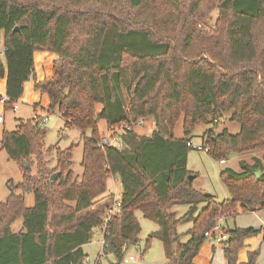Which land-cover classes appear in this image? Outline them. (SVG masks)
<instances>
[{"label": "trees", "instance_id": "obj_1", "mask_svg": "<svg viewBox=\"0 0 264 264\" xmlns=\"http://www.w3.org/2000/svg\"><path fill=\"white\" fill-rule=\"evenodd\" d=\"M214 8L217 24L207 34L198 23ZM37 51L56 55L52 75L42 80L35 76ZM5 77V111L34 78L49 106L34 104L33 115L58 112L66 127L81 130L83 173L73 170L74 146L55 145L57 165L49 167L48 129L33 115L3 131L0 150L20 164L23 181L0 200V264H88L84 247L103 227L104 255H113L112 264H130L125 252L138 245L142 231L136 210L160 225L146 248L158 238L168 264H195L220 217L264 211V0H0V79ZM229 111L240 130L207 129L208 153L219 161L233 153L263 154L242 161L241 171L221 170L230 197L218 201L194 187L197 174L188 156L195 129L216 125ZM148 117L156 127L139 135L132 128ZM100 120L114 132L131 125L120 133V147L101 146ZM180 121L185 136L177 138ZM113 177L123 187V213L106 221L91 208ZM114 199L106 196L104 205ZM182 205L190 209L177 217L172 209ZM19 218L23 227L13 232ZM188 222L190 237L182 242L178 227ZM224 230L227 264H239L245 241L262 232L237 225ZM259 254L248 251L240 264H256Z\"/></svg>", "mask_w": 264, "mask_h": 264}, {"label": "rangeland", "instance_id": "obj_2", "mask_svg": "<svg viewBox=\"0 0 264 264\" xmlns=\"http://www.w3.org/2000/svg\"><path fill=\"white\" fill-rule=\"evenodd\" d=\"M219 15L218 8L212 9L208 18L203 22L198 23V28L202 29L207 34H213L214 28L217 24V19ZM35 62H38L35 59ZM36 67V64H35ZM34 79V78H32ZM35 81V80H34ZM26 91H30V82L27 83ZM34 92V90H31ZM39 95H42L41 92H37ZM43 98V104H47L46 97ZM26 103V102H25ZM20 104L21 108L18 112L13 110H6V129L15 130L16 125L20 119H31L33 115V108L27 104ZM97 109H102V105H97ZM232 113L226 112L219 120V122L212 125H199L192 135V140L194 144L203 145V136L207 129L213 127L215 132H221L224 128H228L231 133H237L240 130V125L238 122L231 120ZM48 129L47 136L45 138V147H53L52 152L49 153L46 158L48 160V165L50 168H54L57 165V156L54 146L57 145L61 149H66L70 146H74V157H73V170L76 175H81L83 173V167L81 165L82 155H83V144L81 138V130L78 128L66 127L64 118L58 113L55 112L51 115L49 121L46 123ZM156 127V122L154 118L148 117L143 125L135 124L134 130L139 135L151 134ZM101 132L103 138L110 136L112 145L118 147L121 146V138L119 130L117 132L111 131L108 129L106 124H101ZM175 136L177 138H182L185 136L183 129V121H180L175 128ZM262 151H257L254 153H243L236 154L233 153L230 155L229 159L225 161V164L221 163L218 159H215L208 152L196 148H192L188 156V165L191 171L197 174V177L194 179V187L198 190H201L205 193L212 194L215 196L216 200L223 201L226 198L230 197V192L226 184L221 178V170L225 168H232L237 171H241V162L248 161L252 162V155L262 156ZM32 174L36 173V165L31 167ZM23 181V171L20 164L11 159L5 149L0 150V200H6L10 194L9 186L14 187ZM17 193L22 194L21 190L16 189ZM24 194V193H23ZM25 199L27 206L34 205V194L32 192L25 193ZM106 199V197L104 198ZM101 199L95 203V206L91 210H97L98 213L105 218L106 216V205L105 201ZM103 200V201H102ZM205 206V203L199 204V209H202ZM190 209L189 205L177 206L172 209L175 212L177 217L185 215ZM135 216L139 223L142 226V231L139 235L140 242L138 245L130 246L125 252V257L130 258L132 256L134 259L130 260V264H168V259L165 253L164 243L158 239L153 238L150 246L146 248L147 240L154 232L160 229V225L145 216L142 210H136ZM238 216V215H237ZM231 218V217H229ZM248 218V217H245ZM253 218H248L249 222H253ZM231 224V223H230ZM252 224V223H251ZM223 225L224 222H223ZM23 227V219H17L12 225L11 229L13 232L21 230ZM192 228V223H185L179 225L178 231L182 234V242H186L189 239L187 232ZM104 230L105 228H98L94 230L93 238L91 243L85 245L84 249L89 254L88 264H112L114 262V257L112 254L104 255L103 242H104ZM253 239L248 241L251 243ZM261 242V240H260ZM210 244V239L206 241V245ZM222 244H217V252L214 258L213 264H226V259L221 249ZM259 250L260 258L256 264H264V241L261 244H257L256 247L251 245H246L241 250V257L246 254L249 250Z\"/></svg>", "mask_w": 264, "mask_h": 264}, {"label": "crops", "instance_id": "obj_3", "mask_svg": "<svg viewBox=\"0 0 264 264\" xmlns=\"http://www.w3.org/2000/svg\"><path fill=\"white\" fill-rule=\"evenodd\" d=\"M55 58H56V55L54 53L49 52V51H37V52H35L34 60L35 59L38 60V62H35V64H36L35 76L38 80H42V79L52 75L53 62H54ZM29 82H30V91H28V93H27L26 86H27V83H29ZM6 83H7L6 77L0 79V95H2V96H6ZM31 90H34V92ZM37 92H41V91L35 89L34 79H32V78L29 79L25 83V90H24L23 96L18 100L19 105L24 104L26 102L25 104H27L33 108V112H34V106H33L34 104H39L40 107L48 108V106H49L48 97L44 94L39 95V93H37ZM41 97H44V98L46 97L47 104H43V98H41ZM20 108H21V105L19 106V110H20ZM2 113H4V117H5V108L0 103V114H2ZM5 123H6V117H5L4 122L0 123V138L3 134V131L6 129ZM101 124H103V125L106 124V121L105 120L99 121V128L100 129H101ZM106 126H107V124H106ZM151 134H152V132H151ZM151 134H147V135H151ZM192 142H193V140H192ZM252 156H254V155H252ZM255 156H258V155H255ZM223 164H225V163H223ZM188 167H189V165H188ZM107 186H108L107 191L102 196L97 198L96 201H100L101 199H104L108 195L113 194L116 198V196L122 194L123 187H122V184H121L118 177L110 178L108 180ZM104 200H106V199H104ZM245 217H248L250 219L253 218L254 220H253V222H249L248 218H245ZM223 222H224L225 226L227 225L229 227H233L234 225H237L240 227L252 226L255 228H262L261 233H259L257 236L248 238L245 241V246L248 244V245H251L253 247H256V245L258 243L261 244L264 241V211H257V212L247 213V214H238V216L231 217V218L225 217ZM251 239H253L252 242L248 243V241H250ZM260 240H261V242H260ZM217 248L218 247H216V245H212L211 242H210V244H207V245L205 242V244L203 245L199 255L195 259V264H213L214 258L216 256ZM221 249H222V252L224 254V245H221ZM249 251H251V250H249ZM247 252L245 255H243L241 257V255H240L241 251H240V253H239V264L247 261V259H248ZM88 258H89V254L87 256V260H88ZM259 258H260V256H259ZM259 258H258V260H259ZM258 260H257V262H258ZM226 264H227V260H226Z\"/></svg>", "mask_w": 264, "mask_h": 264}, {"label": "built area", "instance_id": "obj_4", "mask_svg": "<svg viewBox=\"0 0 264 264\" xmlns=\"http://www.w3.org/2000/svg\"><path fill=\"white\" fill-rule=\"evenodd\" d=\"M7 102H9V98L7 96H2L0 99V103L3 106H5V104ZM19 106H20L19 103L15 102V104L12 106V110L17 112L19 110ZM50 117H51V114H49L48 112H42V113L36 112L33 115V119L39 121L42 126L46 125V123L49 121ZM4 120H5L4 113H2V114H0V123H3ZM145 121H146V119H142L137 123V125H143L145 123ZM134 127H135V125L133 126L132 129H134ZM129 129H131V125H126V126L120 127L118 130L120 133H122L125 130H129ZM117 131H115V132H117ZM110 138H111L110 136L103 138V140L101 142V146L110 144L111 143ZM190 146L192 148L204 150L206 152L209 151V147H205L204 145H197V144H194L193 142H190ZM225 161L226 160H221V163H225ZM122 213H123V206H122V202H121V197H120V195H118L114 199V202L111 205H108L106 207L105 219H106V221H108L111 217L121 215ZM223 221H224V218L220 217L218 219L216 225L214 226V228L212 230H209L206 232V236L208 237V239H210V242L212 245L222 244L223 242H225L228 239V236L224 230ZM105 226H106V224H105ZM104 242H105V239H104ZM104 242H103V244H104ZM133 259L134 258L132 256H130L129 259L128 258L125 259V262H130V260H133Z\"/></svg>", "mask_w": 264, "mask_h": 264}, {"label": "water", "instance_id": "obj_5", "mask_svg": "<svg viewBox=\"0 0 264 264\" xmlns=\"http://www.w3.org/2000/svg\"><path fill=\"white\" fill-rule=\"evenodd\" d=\"M16 29H19V27H16ZM25 166H26V168H28V167H29L28 163H26ZM58 174H59V172L54 173V174L52 175V180H55V179L57 178ZM256 175L259 177V176L261 175V170H258V171L256 172ZM193 178H194V176L191 175V176H190V179H193Z\"/></svg>", "mask_w": 264, "mask_h": 264}]
</instances>
